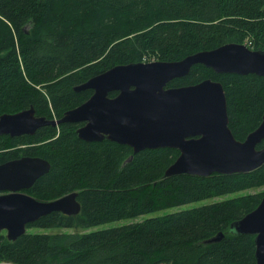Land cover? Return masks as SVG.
<instances>
[{"label": "trees", "instance_id": "trees-1", "mask_svg": "<svg viewBox=\"0 0 264 264\" xmlns=\"http://www.w3.org/2000/svg\"><path fill=\"white\" fill-rule=\"evenodd\" d=\"M228 42L264 49V0H0V116L33 105L37 115L61 119L93 94L75 86L115 65L149 57L181 60ZM207 78L223 83L229 126L244 140L262 122L264 76L217 73L197 64L169 86ZM82 124L0 135V164L22 155L50 161L29 193L52 200L79 192V214L53 212L28 228L89 229L27 231L15 241L3 232L0 264H257L255 235L209 240L254 210L264 193L137 219L264 185V164L247 173L164 177L179 149L134 153L108 139L86 141L77 133Z\"/></svg>", "mask_w": 264, "mask_h": 264}, {"label": "water", "instance_id": "water-1", "mask_svg": "<svg viewBox=\"0 0 264 264\" xmlns=\"http://www.w3.org/2000/svg\"><path fill=\"white\" fill-rule=\"evenodd\" d=\"M197 64L217 73L264 76V49L228 42L181 60L118 64L75 86L77 91L91 89L93 94L68 110L63 118L39 116L31 105L2 114L0 135H33L45 125L83 123L77 133L86 141L108 139L131 146L134 153L165 147L179 149L180 155L164 177L256 170L264 164V147H257L264 141V114L261 124L239 140L229 126L228 100L222 82L207 78L196 84L169 86ZM113 92L117 94L111 96ZM50 169L49 160L31 155L0 164V234L6 231L10 241L24 235L30 223L53 212L80 213L78 191L52 200H41L28 192ZM226 234L255 235L256 262L264 264V196L254 210L233 221L227 232L209 242L220 241Z\"/></svg>", "mask_w": 264, "mask_h": 264}, {"label": "rangeland", "instance_id": "rangeland-1", "mask_svg": "<svg viewBox=\"0 0 264 264\" xmlns=\"http://www.w3.org/2000/svg\"><path fill=\"white\" fill-rule=\"evenodd\" d=\"M154 60L155 59L153 57L152 58L149 57L146 60H143V62H150V61H154ZM258 192L264 193V185H261V186H258V187H252V188H249V189H246V190H243V191H239V192H235V193H230V194H225V195H222V196L212 197V198L201 200V201H197V202H192V203L180 206V207H174V208H169V209H166V210L157 211V212L150 213V214H147L145 216L139 217L137 220H141L144 217L163 215L164 213L176 211V210H179V209H182V208H188V207L203 205V204H206V203H211V202H214V201H220V200L236 197V196H239V195H242V194H254V193H258ZM37 196L39 197V195H37ZM42 199H46V198L42 197ZM123 223H125L124 220L114 221V222L103 224L101 226H98V227H95V228H91V229H98V228H102V227H110V226L120 225V224H123ZM88 230L89 229L81 228V227H73V228L29 227L27 229L28 232H34V233H36V232H49V233L67 232V233H74V232H83V231H88ZM4 233L6 234V231H4Z\"/></svg>", "mask_w": 264, "mask_h": 264}, {"label": "flooded vegetation", "instance_id": "flooded-vegetation-1", "mask_svg": "<svg viewBox=\"0 0 264 264\" xmlns=\"http://www.w3.org/2000/svg\"><path fill=\"white\" fill-rule=\"evenodd\" d=\"M80 126H81V125H80ZM262 142H264V141H262ZM262 142H261V143H262ZM261 143H260V144H261ZM263 146H264V145H263ZM263 146H262V147H263ZM257 147H258V148H262V147H259V144H258V146H257ZM22 156H23V155H22ZM0 193H1V192H0Z\"/></svg>", "mask_w": 264, "mask_h": 264}, {"label": "bare ground", "instance_id": "bare-ground-1", "mask_svg": "<svg viewBox=\"0 0 264 264\" xmlns=\"http://www.w3.org/2000/svg\"><path fill=\"white\" fill-rule=\"evenodd\" d=\"M253 42V41H252Z\"/></svg>", "mask_w": 264, "mask_h": 264}]
</instances>
